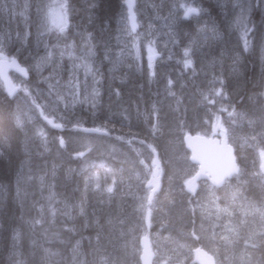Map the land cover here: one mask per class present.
<instances>
[{
	"label": "trees",
	"instance_id": "obj_1",
	"mask_svg": "<svg viewBox=\"0 0 264 264\" xmlns=\"http://www.w3.org/2000/svg\"><path fill=\"white\" fill-rule=\"evenodd\" d=\"M26 1L30 6L27 12L24 11L27 20L22 21L16 8L11 17L5 10L0 16V33L10 35L6 43H19L16 59L23 66H29V87L36 86L42 91L48 89L54 95L57 91L62 97L63 84L70 77L69 70L76 69L67 62L66 56L70 52L75 57L83 56L88 47L85 38L91 33L95 37L91 41L96 53L92 67L100 78L95 88L99 94L87 95L86 106L71 109L70 114L64 112L65 121L74 115L69 123L76 128L57 130L42 119V110L41 118L36 115L31 122L24 119V113L17 114L13 101L24 93L21 91L10 100L0 84V133H11L10 136L4 135L0 144V264H73L74 261L76 264H96L101 258L103 264H130V260L138 264L136 252L144 231L141 228L147 230L144 208L150 209L149 238L153 245L158 242V250L163 251L153 264L157 259H165V264L181 261L193 264L192 247L200 246L209 251L217 242L215 257L218 261L222 262V252L224 255L229 252L240 254L242 240L236 243L231 238L229 243V239L220 236L224 235L228 221L236 226V230H246L242 226L238 199L264 205V173L259 168L256 151L249 145H239L229 135L227 141L233 147L238 174L219 189L200 181L191 194L186 190L185 182L196 172L197 166L190 162L182 139L187 134L213 137L210 129L205 127L213 117H220L225 111L228 114H248L258 106L261 109L264 106V95H261L264 93V63L261 64L259 59L260 43L264 41V2L135 0L139 22L135 36L138 32H161L165 28L162 17L173 16L174 22L171 23L175 28L170 27L174 34L169 43L171 49L163 56L167 66L160 64L155 69L166 70L168 67L179 70L182 75L170 73L160 80L155 76L158 70L151 74L137 65L134 51L125 52L119 62L114 63L116 54L126 46L131 50L134 39L125 30L123 0H67L66 33L46 31L43 35H46L48 43L54 39L59 41V47L66 56L52 58L56 61L53 65L55 73L50 64L30 63V56L35 57L38 53L32 48L38 5L34 0ZM4 2L0 0V3ZM7 3L10 4V0ZM180 4H192L202 11L185 19L180 10L176 11ZM172 10L174 14L170 16ZM245 27L252 29L248 38L256 45L255 52L244 49L242 35ZM66 41L73 43L74 49L66 50ZM191 43H196V46ZM105 44L109 52L107 59ZM185 45L192 52L190 69L183 65ZM201 45L206 49L202 50L200 71L203 72L205 61L207 68L214 69L227 81L224 86L227 90V83L230 84V94L226 99L214 96L208 88L201 89L197 78L199 65L193 56ZM43 52L41 50L40 53ZM78 63L80 61L73 62ZM48 77L51 79H45ZM50 84L55 87L50 88ZM152 91H157L158 95L153 97ZM234 92L238 94L236 106L229 100ZM245 98L257 100L256 105L247 111L239 107L245 103ZM116 103L124 109L122 116L108 109L111 108L109 105L115 106ZM105 110L110 111L106 113ZM17 117L23 119L22 126L17 125ZM65 121L64 126L68 125ZM233 121L238 126L243 123L238 115H234ZM246 127L247 123L238 129L243 131ZM91 128L100 129L103 133L86 132ZM80 152L83 154L76 156ZM154 153L161 164L162 187L147 204L148 195L146 197L144 187L147 173L141 164H149ZM221 208L225 213L218 212ZM259 237L260 241L255 238L249 240L255 247L253 251L242 250L245 257L251 253L246 264H264V235L259 234Z\"/></svg>",
	"mask_w": 264,
	"mask_h": 264
},
{
	"label": "rangeland",
	"instance_id": "obj_2",
	"mask_svg": "<svg viewBox=\"0 0 264 264\" xmlns=\"http://www.w3.org/2000/svg\"><path fill=\"white\" fill-rule=\"evenodd\" d=\"M35 2L37 3L38 8L43 10V9H45L46 5L50 2V0H35ZM11 3H12V0H10V4ZM25 3H27L26 0H16V4L18 5L16 7V9H17L19 15L22 12L24 13V11H25L24 4ZM186 6L196 7V6H193L192 4H189ZM178 10H180L179 13L183 14V9L178 7L176 9V11L178 12ZM171 14H174L173 10H172ZM25 15H26L25 13H24V15H20V16H22L21 18H22L23 22H25L27 20V18H26L27 15L26 16ZM42 16H43V11L41 12L40 16L37 17V21L35 23L36 30L33 34V39H32V43H33L32 48L34 50H36L37 52L38 51L39 52L37 53V55H35V57H31L32 60L30 61V63L34 62V64L37 65V63L40 62V63L45 64V66L47 64H50V66H52V68H51L52 72L54 73V71L56 70L54 67L56 64V61L52 60V58L55 56H57L58 58H61V55H59V54L63 50L59 47V44H60L59 41L54 39L55 44H54V41L51 43H48L46 35L43 36L44 33L46 32V28L43 26V22L41 19ZM190 17H192V16H190ZM162 20H163V25L165 27V29H162V30L163 31L166 30L164 34H163V31H161V32L155 33V34L154 33L151 34L152 32H148V33L138 32L136 35V37H138L137 43H138V46H140V47H138V54L136 51H134V53H133L135 62L137 63V65L139 67H144L145 70L151 74L154 73V70H156V71L158 70V69H155V67H157V66L159 67L160 64L166 65V61L164 60V58L162 56H165L169 52V50L171 49V48H169V45H170L169 42H171L173 40V36H172L173 30L170 28V27H173L172 23H171L172 19L171 18L165 19L162 17ZM137 22H138V20H137ZM138 27H139V22H138ZM167 27L170 29H167ZM157 34H158L159 38L156 40ZM151 35H152V37H151ZM149 41H153L152 46H153L154 50L156 49L155 50L156 58L153 60L152 69H149V67H148ZM250 41H251L250 49H251V51L255 52V50H257L256 45H254L252 43V40H250ZM9 42L10 43H6V45H5V49H4L5 55H7L10 59L16 58L15 52H16V50H19V45H17L19 43L13 44L12 41H9ZM46 43L48 44L49 49L54 51V56L50 60H42L41 59L42 57H45V55H46V52H45V44ZM53 44L57 45V47L55 49H53ZM156 44H158V45H156ZM191 44L195 45L194 43H191ZM200 44L201 43H199L197 46H200ZM66 45H67V47L65 48L66 50L74 49L73 43L67 42ZM262 46H264V41H262V43H260V48H259V52H260L259 53L260 54L259 59H260L261 64L264 63V60L262 59ZM7 47L11 48V50L9 51V48H7ZM161 48H162V50H161ZM200 48L201 49H198V48L195 49V52L193 53V56L199 65V71H198L197 78H198L200 86L203 89L208 88L209 90H211L213 95L217 96L219 99L220 98L226 99L227 95L230 94L229 93L230 88H231L230 84L227 83V85L229 87V89L227 90V88L224 87V86H226L227 81L225 82V80L222 79L220 77L219 73H217V71H215L214 69L207 68L205 61H203V69H202L203 72L200 71L201 60H199V59H202V54H203L202 50L206 49L202 45ZM41 50L44 52L40 53ZM160 52H162V53H160ZM57 53H59L58 54L59 56L57 55ZM84 53H85V50H84ZM29 54H30V52H29ZM64 56H66V55H64ZM66 58H69V56H66ZM78 58L80 60L79 59H76V60L68 59V60L70 61L71 65H74L72 62H74V61L75 62L76 61L81 62L83 56L78 57ZM18 63H19V61H18ZM32 66H34V65L32 64ZM23 67L28 69V67L26 65H24ZM167 69L166 70H162V69L158 70V74L155 76L157 78H159L160 80H162V77L168 76L170 73H176L177 75L178 74L182 75V73H180L179 70H177V69L171 70L168 67H167ZM73 72L72 73L69 72L70 73V77H69L70 79H67L63 84L62 97L59 96L57 91L55 92V95H54L53 92L48 90V89L42 91L39 89V87H36V86H34V88L29 87L30 84L28 85L27 81L20 79L19 77L15 76L14 74H10L9 76H10L13 84H15L19 87L18 92L21 93V91H22V93H24V97L23 96L21 97V95L20 96L17 95V97H15V99H14L15 103L18 102L16 104V111L15 112H17V114L18 113H20V114L24 113V116H25L24 119L31 122L34 120L33 118H35L36 115L40 116V110H42L43 115L48 117V118H51L55 124H60V125H62L63 128L64 127L76 128L75 125L69 123L70 121H73L74 115H70L68 118H66V121H65L64 120L65 117H63L65 115L64 112L70 114L71 109H74V108L76 109V107H78L80 105L86 106L88 104L87 99H86V98H88L87 95H89L90 97H93L94 95H96V92H97L96 89H97V85L100 82V78H99V75H95L94 71H92V73L86 74L83 68H76L73 70ZM221 81H222V84H221ZM24 88L28 89L27 93L23 90ZM30 88H32L33 91H34V89L37 91L33 92ZM217 91L221 92L222 95H216L215 92H217ZM237 95L238 94H236L235 92L231 94V96H230L231 98H229V100H230L232 105H236L235 101H236ZM27 96H28V98H27ZM33 99H35V104L32 103ZM22 100H23V102H22ZM248 100L249 99H247V98L245 99L246 104L245 103L243 104L245 107L243 105L239 106V107H242L245 110H249V109L253 108V106L256 105L255 101H257V100H255V99H251L249 101ZM247 104H249L248 105L249 108L246 106ZM36 105H39L40 107H36ZM106 105L104 106V108L107 107ZM250 105H252V106L250 107ZM25 107H27V108H25ZM116 107H118V108H116ZM121 107L122 106H120L119 104L116 103L115 106L114 105L111 106L110 110L112 113L116 112L118 116H122L124 109H121ZM28 108H30V109L28 110ZM223 109L225 110V107H223ZM234 115H238L242 119L243 123L241 122L242 123L241 126L236 125V123L233 121ZM77 119H78V117H76L75 120H77ZM64 121H65V123L68 124V126L63 125ZM246 123H247V127L244 128L243 131L238 129V128H243L244 124H246ZM61 128H59V129L61 130ZM205 128L210 129V131L213 135V137H210L212 139H219L220 140V139L225 137L226 140H228L227 138L230 135L239 145L246 144V145H249L250 147H253L254 150L256 151V154L258 155V158L261 156H264V106H262V109L260 106H258V108L256 110L253 109L251 112H248V114L245 112L244 113H229L228 114L225 111L224 115H221L220 117H217V116L213 117V119L207 124V126ZM98 130H100V129H98ZM242 132H244L245 134H242ZM198 135L204 136V134H201V135L198 134ZM82 154L83 153L80 152L76 156L80 157ZM157 162H160V160L157 159ZM141 166L146 170L147 179H148L149 176H151L152 169L154 168L152 158H151L149 164L143 163V164H141ZM148 171H149V173H148ZM262 177L264 179V174ZM148 194H149V191H147L146 197ZM238 207L240 208V211H241L242 224H243L242 226H245V228H246L245 232L236 230V226H233L231 224V221H228V223L226 225L227 231L224 230V235H221L220 238L229 239V243H230L231 238L234 239V241L236 243H240V241L242 240L243 242L240 243V246H239V248L241 249V251H239V253L240 252L241 253L238 255H236V254L233 255V252L232 253L229 252L228 254H225L226 255L225 256L224 255L225 252H222L220 255V257L223 255L222 256V262H220L215 257V253H216V250L218 247V245H217L218 242H217L216 244L213 243V248L209 251L205 250L203 247H200V246L192 247L191 257H193V251L199 248V249H202L204 252H206V254L211 255L215 261V264H246L249 261L251 253L248 254L247 257H245V252L242 250L249 251V252L253 251L255 247H254V245L249 243V240L255 238L256 240L260 241L259 234L261 236L264 235V205H261V206L252 205L251 203H249L247 201H244V200L241 201L238 199ZM220 211H221V213H225L224 208H221L218 212H220ZM143 214L145 215V224H147L146 220L150 217V209L144 208ZM214 223H216V220L213 221L212 225H214ZM148 224L150 225V221H148ZM141 229L144 231H142L141 236L139 238V241L142 238V236H144L145 234L149 236V233H148L149 230L146 232L145 227H142ZM205 230H207V227H205ZM214 230H215V227L213 226V231ZM210 235H212V233H210ZM208 238H210L209 235H208ZM209 240H210L209 242H211V239H209ZM152 245H153V243H152ZM154 246H153V251L155 254V258L160 257L161 254L163 253V251L158 250V242H155ZM231 249H232V247H231ZM139 252H140V250H138L136 252L137 259H138ZM108 255L112 256L111 254H108ZM129 263L133 264V260H130ZM74 264H76V262H74ZM96 264H103V259H101L100 261H96ZM156 264H165V259H157ZM177 264H184V262L181 261L180 263H177Z\"/></svg>",
	"mask_w": 264,
	"mask_h": 264
},
{
	"label": "snow or ice",
	"instance_id": "obj_3",
	"mask_svg": "<svg viewBox=\"0 0 264 264\" xmlns=\"http://www.w3.org/2000/svg\"><path fill=\"white\" fill-rule=\"evenodd\" d=\"M261 2H264V0H261ZM123 5L126 8V12L122 13V16H124V19L126 21L125 23V30L129 33V35H133V43L131 46V50L125 47L124 50H122L120 53L116 54V61L114 63L119 62V58L125 54L126 51L129 53L131 51H136L138 54V37H136L134 34L136 33V29L138 27V22H137V13H136V5H135V0H123ZM18 5L16 4V0H12V3L9 4L7 3V0H5L4 3H0V16H3L5 13V10H7V14L9 17H11L14 13V9ZM30 7L27 3L24 4V9L25 11L27 8ZM93 7H95V4H93ZM179 8L183 9V16L185 19H187L190 15L192 14H198L199 12L202 11V9H199L197 7H191V6H186L184 4H180ZM43 11V16L41 17L43 26L46 28L47 32H52L55 31L57 34H62L66 31L68 28V4L67 0H50V2L46 5L45 9L41 10L40 8H37V15L40 16L41 12ZM20 15H24V13H20ZM252 31V29L245 27L242 39H243V44H244V49L245 51L249 50L251 47V41L248 38L249 32ZM10 39L9 34L5 33H0V77H3L5 83L8 85L7 87V92L9 97L14 96L17 92V85H13L11 81L8 80V77L6 75V70L7 69H16L18 72H20L23 76L27 77L28 71L22 67H20L15 58H9L7 55H5V45L6 42ZM86 41L88 42V47L85 49V53L83 55V58L80 63L74 64L75 68H83L86 74L92 73L93 71V58L95 57V46L91 44V41L95 39V37L92 36L91 33H88L86 36ZM153 41H149V47H148V52H149V57H148V67L149 69H152L153 67V60L156 57V52L153 48ZM57 45H53V49H55ZM106 52H105V59L109 57V52L107 51L108 45L105 44ZM45 52L46 55L45 57H42V60H50L54 56V51L49 49L48 44H45ZM191 49L186 47L184 49V61L183 65L184 68L190 69L192 67L193 61L190 58L191 57ZM61 57H63L64 52H60ZM69 59H79L78 57H75L72 53H69ZM262 56H264V46H262ZM39 68V65L37 66ZM45 79H51V77L45 78ZM168 84L171 85L172 81L169 80ZM222 84V81H221ZM50 88L55 87V85L50 84ZM26 93L28 92L27 88L23 89ZM98 91L96 92V95H98ZM119 93L117 92V95ZM216 95H222L221 92H215ZM261 95H264L262 93ZM207 99L208 97L205 96ZM33 104H35V99L32 101ZM36 107H40L39 105H36ZM47 119V117H45ZM17 125L22 126L24 121L21 117H17ZM49 124H53L54 127L56 128H61L62 125L60 124H54L53 121L49 120ZM15 129L12 130L14 132ZM4 135H11L9 132L5 133H0V144L3 142V136ZM61 145H63V141L61 140ZM2 154V153H0Z\"/></svg>",
	"mask_w": 264,
	"mask_h": 264
},
{
	"label": "water",
	"instance_id": "obj_4",
	"mask_svg": "<svg viewBox=\"0 0 264 264\" xmlns=\"http://www.w3.org/2000/svg\"><path fill=\"white\" fill-rule=\"evenodd\" d=\"M16 62L22 67L17 60ZM10 72L22 78H27L12 68L6 70L9 81H11L9 78ZM0 80L3 82L7 92L8 85L5 83L3 77H0ZM88 131L97 132L91 129ZM183 144L189 152L190 161L197 165V172L186 183L187 190L191 191L193 185L200 180H206L211 186L220 188L225 180L237 174L238 166L235 161L233 149L226 142L225 138L218 140L198 135H186L183 137ZM259 161L261 169L264 170V156H261ZM153 164V175L145 184V188L149 190L148 202H151L153 195L160 189V177L158 175L159 163L156 158ZM140 250L139 263L152 264L154 254L148 236H143L140 239ZM193 261L196 264H215L212 258L200 249L193 251Z\"/></svg>",
	"mask_w": 264,
	"mask_h": 264
},
{
	"label": "bare ground",
	"instance_id": "obj_5",
	"mask_svg": "<svg viewBox=\"0 0 264 264\" xmlns=\"http://www.w3.org/2000/svg\"><path fill=\"white\" fill-rule=\"evenodd\" d=\"M35 1V0H34ZM183 1H185V0H183ZM39 2V1H38ZM162 2V1H161ZM167 3V2H166ZM34 4V3H33ZM35 4H37V3H35ZM34 4V5H35ZM40 5V4H39ZM170 5V4H169ZM172 6V5H171ZM32 7V6H31ZM166 9V8H165ZM23 10V9H22ZM21 11V10H20ZM27 12V11H26ZM25 12V13H26ZM31 14V13H30ZM33 15V14H32ZM172 14H170V16H171ZM176 15V14H175ZM26 16V15H25ZM34 16V15H33ZM179 16V15H178ZM193 16V15H192ZM152 17V16H151ZM173 17V16H172ZM172 17H170V18H172ZM181 17V16H180ZM209 17V16H208ZM27 18V17H26ZM150 18V17H149ZM230 18V17H229ZM231 19V18H230ZM175 20V19H174ZM183 20V19H182ZM228 20V19H227ZM173 20H171V22H172ZM181 21V20H180ZM168 22V21H167ZM174 22V21H173ZM227 22V21H226ZM229 22V21H228ZM222 23V22H221ZM10 24V23H9ZM34 24V23H33ZM145 24V23H144ZM225 24V23H224ZM169 25V24H168ZM178 25V24H177ZM197 25V24H196ZM199 25V24H198ZM229 25V24H228ZM18 26V25H17ZM148 26V25H147ZM173 26V25H172ZM176 26V25H175ZM200 26V25H199ZM199 26H197V27H199ZM205 26V25H204ZM8 27V26H7ZM30 27V26H29ZM174 27V26H173ZM194 27V26H193ZM202 27V26H201ZM213 27V26H212ZM223 27V26H222ZM228 27V26H227ZM226 27V28H227ZM168 28V27H167ZM175 28V27H174ZM206 28V27H205ZM209 28V27H208ZM6 29V28H5ZM25 29V28H24ZM27 29V28H26ZM152 29V28H151ZM165 29V28H164ZM170 29V28H169ZM207 29V28H206ZM21 30H22V28H21ZM160 30V29H159ZM194 30H195V28H194ZM193 30V31H194ZM200 30V29H199ZM208 30V29H207ZM211 30V29H210ZM228 30V29H227ZM24 31V30H23ZM25 31H27V30H25ZM163 31V30H162ZM181 31V30H180ZM197 31V30H196ZM230 31V30H229ZM184 32V31H183ZM185 32H186V30H185ZM211 32V31H210ZM213 32V31H212ZM4 33V32H3ZM66 33V32H65ZM147 33V32H146ZM181 33V32H180ZM194 33V32H193ZM205 33H207V31L205 32ZM218 33H219V31H218ZM229 33V32H228ZM151 34H153V33H151ZM155 34V33H154ZM173 34V33H172ZM195 34V33H194ZM203 34H204V32H203ZM233 33H231V37L233 36L232 35ZM166 35V34H165ZM174 35V34H173ZM184 35V34H183ZM190 35V34H189ZM197 35V34H196ZM195 35V36H196ZM219 35V34H218ZM227 35V34H226ZM33 36V35H32ZM182 36V35H181ZM194 36V35H193ZM194 36V37H195ZM198 37L200 36V34L199 35H197ZM151 37H152V35H151ZM192 37V36H191ZM198 37H196V39L198 38ZM222 37V36H221ZM229 37V36H228ZM102 38V37H101ZM159 37H158V34H157V38H156V40L158 39ZM162 38V37H161ZM190 38V37H189ZM201 38V37H200ZM214 38V37H213ZM72 39V38H71ZM78 39V38H77ZM154 39V38H153ZM163 39V38H162ZM176 39V38H175ZM187 39V38H186ZM218 39V38H217ZM231 39V38H230ZM68 40V39H67ZM165 40V39H164ZM182 40V39H181ZM189 40H191V38L189 39ZM188 40V41H189ZM224 40V39H223ZM16 41V40H15ZM83 41V40H82ZM163 41V40H162ZM166 41V40H165ZM168 41V40H167ZM197 41V40H196ZM225 41V40H224ZM55 42V41H54ZM67 42V41H66ZM101 42V41H100ZM177 42V41H176ZM219 42V41H218ZM85 43V42H84ZM170 43V42H169ZM228 43V42H227ZM173 44V43H172ZM196 44V43H195ZM54 45V44H53ZM81 45V44H80ZM156 45H158V44H156ZM228 45V44H227ZM77 46V45H76ZM83 46V45H82ZM82 46H81V48H82ZM186 46V45H185ZM221 46H223V45H221ZM159 47V46H158ZM187 47V46H186ZM189 47V46H188ZM35 48V47H34ZM59 48V47H58ZM192 48V47H191ZM221 48V47H220ZM225 48V47H224ZM223 48V49H224ZM76 49V48H75ZM79 49V48H78ZM84 49V48H83ZM80 50V49H79ZM156 50V49H155ZM161 50H162V48H161ZM66 51V50H65ZM71 51V50H70ZM74 51V50H73ZM164 51V50H163ZM221 51V50H220ZM35 52V51H34ZM39 52V51H38ZM57 52V51H56ZM67 52V51H66ZM77 52H79V51H77ZM165 52V51H164ZM68 53V52H67ZM71 53V52H70ZM74 53V52H73ZM81 53V52H80ZM160 53H162V52H160ZM159 53V54H160ZM221 53V52H220ZM27 54V53H26ZM76 54V53H75ZM78 54V53H77ZM76 54V55H77ZM33 55H34V53H33ZM36 55V54H35ZM58 55V54H57ZM78 55H80V54H78ZM81 55H82V53H81ZM221 55V54H220ZM225 55V54H224ZM59 56V55H58ZM159 56V55H158ZM30 57H32V55L30 56ZM34 57V56H33ZM57 57V56H56ZM80 57H82V56H80ZM160 57V56H159ZM163 57V56H162ZM205 57V56H204ZM58 58V57H57ZM65 58V57H64ZM210 58V57H209ZM16 59V58H15ZM25 59V58H24ZM66 59V58H65ZM69 59V58H68ZM162 59V58H161ZM21 60V59H20ZM67 60V59H66ZM80 60V59H79ZM199 60H201V59H199ZM73 61V60H72ZM219 61H221V60H219ZM68 63H70V61H67ZM75 62V61H74ZM77 62V61H76ZM20 63V62H19ZM33 63V62H32ZM73 63V62H72ZM201 64V63H200ZM36 65V64H35ZM39 65V64H38ZM58 65V64H57ZM67 65V64H66ZM70 65V64H69ZM62 66V68H63V65H61ZM29 67V66H28ZM31 67V66H30ZM40 67V66H39ZM70 67V66H69ZM68 67V68H69ZM170 67V66H169ZM32 69H33V66H32ZM28 70H30V69H27V71ZM36 70V69H35ZM52 70V69H51ZM64 70V69H63ZM65 70H67V68L65 69ZM64 70V71H65ZM168 70V69H167ZM32 71V70H31ZM56 71V70H55ZM55 71H54V73H55ZM59 72H60V70H58ZM72 71V70H71ZM35 72V71H34ZM48 72V71H47ZM65 72H67V71H65ZM69 72H70V70H69ZM73 72V71H72ZM72 72H70V73H72ZM161 72V71H160ZM31 73V72H30ZM50 73V72H49ZM70 73H68V74H70ZM74 73V72H73ZM37 74V73H36ZM51 74V73H50ZM57 74V73H56ZM32 75H34L33 73H32ZM164 75V74H163ZM15 76H17V77H19L20 79H23L24 81H27L28 80V78H29V72H28V75H27V78H22V77H20L19 75H17V74H15ZM54 76V75H53ZM35 77H38L37 75L35 76ZM56 77V76H55ZM59 76L57 75V78H58ZM34 78V77H33ZM66 78H68L67 76H66ZM163 78V77H162ZM36 79V78H35ZM68 79H70V78H68ZM30 80V79H29ZM66 81V80H65ZM106 81V80H105ZM112 81V80H111ZM30 82V81H29ZM32 82H33V80H32ZM35 82H36V80H35ZM13 83V82H12ZM37 83V82H36ZM39 83V82H38ZM0 84H1V86H2V88H3V90H4V93H5V95L8 97V99H10V100H12L11 98H14V96L15 95H17L19 92V87H17V92H16V94L14 95V96H11V97H9V95H8V93L6 92V89H5V87H4V84H3V82L0 80ZM27 84H29V83H27ZM40 84V83H39ZM13 85H15V84H13ZM28 86V85H27ZM32 86V85H31ZM202 88V87H201ZM107 89V88H106ZM198 89V88H197ZM203 89V88H202ZM30 90V89H29ZM162 91V90H161ZM155 92H157V91H155ZM155 92H153L152 91V93L154 94V96L152 95V93H151V95L153 96V97H156L158 94L157 93H155ZM204 92V91H203ZM199 93V92H198ZM36 94V93H35ZM157 94V95H156ZM28 95V94H27ZM156 95V96H155ZM243 95V94H242ZM22 96V95H21ZM26 96V95H25ZM17 97V96H16ZM24 97V96H23ZM148 97V96H147ZM27 98H28V96H27ZM231 98V97H230ZM243 98V97H242ZM22 99V98H21ZM152 99V98H151ZM159 99V98H158ZM210 99V98H209ZM246 99V98H245ZM163 100V99H162ZM232 100V99H231ZM241 100V99H240ZM239 100V101H240ZM29 101V100H28ZM147 101H148V99H147ZM164 101V100H163ZM223 101V100H222ZM244 101V100H243ZM249 101V100H248ZM12 102V101H11ZM14 102V101H13ZM22 102H23V100H22ZM21 102V103H22ZM162 102V101H161ZM18 103V102H17ZM16 103V104H17ZM20 103V102H19ZM30 103V102H29ZM110 103V102H109ZM108 103V104H109ZM216 103H218V102H216ZM248 103V102H247ZM13 104V103H12ZM98 104V103H97ZM102 104V103H101ZM161 104V103H160ZM159 104V105H160ZM192 104V103H191ZM246 104V103H245ZM25 105V104H24ZM57 105V104H56ZM99 105V104H98ZM103 105V104H102ZM102 105H100V106H102ZM162 105V104H161ZM222 105V104H221ZM238 105H240L239 103H238ZM248 105L249 104H247L246 106L248 107ZM14 105H12V107H13ZM105 106V105H104ZM110 107H111V105H109ZM163 106V105H162ZM219 106V105H218ZM236 106V105H235ZM244 106V105H243ZM252 105H250V107H251ZM16 107V106H15ZM94 107V106H93ZM93 107H91V108H93ZM161 107V106H160ZM168 107V106H167ZM245 107V106H244ZM25 108H27V107H25ZM103 108V107H102ZM116 108H118V107H116ZM249 108V107H248ZM30 108H28V110H29ZM94 109V108H93ZM97 109H99L98 107H97ZM100 109H101V107H100ZM99 109V110H100ZM108 109H110V108H108ZM115 109V108H114ZM14 110V109H13ZM25 110V109H24ZM96 110V108L94 109V111ZM167 110V109H166ZM91 111V110H90ZM108 111H110V110H108ZM107 111V112H108ZM113 111V110H112ZM247 111V110H246ZM105 112H106V110H105ZM104 112V113H105ZM106 112V113H107ZM165 112V111H164ZM163 112V113H164ZM250 112V111H249ZM100 113V112H99ZM238 113V112H237ZM15 114V113H14ZM102 114H103V111H102ZM172 114V113H171ZM251 114V113H250ZM114 115V114H113ZM168 116V115H167ZM166 116V117H167ZM38 117H40L41 118V116H38ZM45 117L46 116H44V115H42V119L46 122V123H48V121L49 120H51V121H53L51 118H48L47 117V119H45ZM36 120V119H35ZM180 122V121H179ZM49 124V123H48ZM55 124V123H54ZM37 125V124H36ZM45 125V124H44ZM50 126H52V127H54L53 126V124H49ZM39 126V125H38ZM49 126V128H51ZM66 126H68V125H66ZM40 127V126H39ZM44 127V126H43ZM42 127V128H43ZM46 128V127H45ZM54 128H56V127H54ZM65 128V127H64ZM250 131V130H249ZM31 134V133H30ZM65 138V137H64ZM69 138V137H68ZM73 140V139H72ZM61 141V140H60ZM38 143V142H37ZM33 144V143H32ZM39 146V145H38ZM31 147H33V146H31ZM48 149V148H47ZM54 149V148H53ZM34 150H36L35 148H34ZM58 151V150H57ZM32 152V151H31ZM50 153V152H49ZM33 154V153H32ZM45 156V155H44ZM57 156H58V154H57ZM178 157V156H177ZM60 158H61V156H60ZM159 159L158 158V156H157V154L155 153V154H153V158H152V161H154V159ZM38 159H39V156H38ZM43 160V159H42ZM59 161V160H58ZM41 162V161H40ZM52 162V161H51ZM159 163V166L161 165L160 164V162H158ZM44 164H45V162H44ZM43 164V165H44ZM49 164V163H48ZM44 167V166H43ZM45 168V167H44ZM43 171H44V169H43ZM44 173V172H43ZM161 182H160V189H161ZM159 189V190H160ZM159 190H158V192H159ZM259 191V190H258ZM158 192H156V194L158 193ZM261 194V193H260ZM264 196V195H263ZM254 202V201H253ZM151 202H148V200H147V204H150ZM261 203V202H260ZM252 205H253V203H252ZM68 208V207H67ZM260 209V208H259ZM65 210V209H64ZM71 211V210H70ZM66 212V211H65ZM66 214H67V212H66ZM148 221H149V218L146 220V222H147V226H149V227H147L146 226V232L150 229V225L148 224ZM240 229V228H239ZM143 237V236H142ZM74 244V243H73ZM154 246V245H153ZM187 246V245H186ZM155 247V246H154ZM156 248V247H155ZM199 249V248H198ZM200 250H202V249H200ZM203 251V250H202ZM206 253V252H205ZM208 255V254H207ZM208 256H210L211 258H212V260L214 261V259H213V257L211 256V255H208ZM7 259V258H6ZM5 259V260H6ZM92 259V258H91ZM100 259V258H99ZM102 259V258H101ZM10 261V260H9ZM81 261H83V260H81ZM86 261V260H85ZM88 261V260H87ZM98 261V260H97ZM74 262H76V261H74ZM2 263V262H1ZM5 263V262H4ZM8 263V262H7ZM85 263V262H84ZM88 263H89V261H88ZM93 263H95V261L93 262ZM214 263H215V261H214ZM74 264V263H73ZM86 264V263H85ZM89 264H91V263H89Z\"/></svg>",
	"mask_w": 264,
	"mask_h": 264
}]
</instances>
